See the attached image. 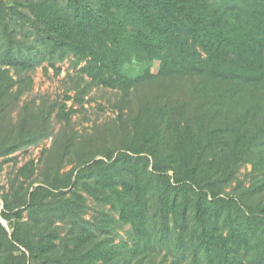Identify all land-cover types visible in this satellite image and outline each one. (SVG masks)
Instances as JSON below:
<instances>
[{"label": "trees", "instance_id": "obj_1", "mask_svg": "<svg viewBox=\"0 0 264 264\" xmlns=\"http://www.w3.org/2000/svg\"><path fill=\"white\" fill-rule=\"evenodd\" d=\"M21 19L32 35L18 36L13 27ZM69 55L86 61L82 71L93 84L119 89L132 112L137 105L132 127H120L131 137L116 148L105 141L102 152L82 150L89 153L75 174L57 172L31 190L21 176L32 170L19 168L10 182L18 199H0L11 229L0 220V264H131L152 247L151 196L164 235L174 218L182 238L193 211L191 264L241 263L240 250L259 229L264 248V203L244 204L264 191V0L0 2V156L48 133V119L33 131L30 115L17 132L4 128L7 107L23 94L27 77L32 83L27 73ZM70 144L63 145L66 154ZM245 161L261 176L241 194L221 195ZM84 192L131 225L132 247L97 240L95 231L112 218L101 211L103 222L87 221ZM66 220L72 225L62 234L56 223Z\"/></svg>", "mask_w": 264, "mask_h": 264}, {"label": "rangeland", "instance_id": "obj_2", "mask_svg": "<svg viewBox=\"0 0 264 264\" xmlns=\"http://www.w3.org/2000/svg\"><path fill=\"white\" fill-rule=\"evenodd\" d=\"M2 1L13 2V0H0V2ZM22 23H24L23 19L19 26L13 27L18 32V36L32 35L33 28L30 27V24ZM85 65L86 61H80L78 57L69 55L62 60L44 61L29 74H26L30 75L32 83L27 77L21 87L24 89L23 94L7 107V124L4 128L17 132L21 117L28 115L31 118L28 123L31 130H38L44 118L48 119L47 123L50 128L44 137L38 138L27 147L9 155L0 156V199L7 193L10 194L13 201L18 199L19 194L12 193L10 182L22 166L27 165L32 170L27 178L21 176L24 188L30 186L31 190L39 181L48 179L49 175H54L57 172H60L61 177L76 169L75 174L80 167V162L88 156L86 153H89H83L82 150L90 149L94 152H102L101 150L106 147L105 141L106 144L109 143L116 148L131 137L127 131H121L120 127L122 124L132 127L130 116L137 111V105L133 103L132 112L130 105L122 103L119 89L93 84L87 73L82 71ZM158 69L159 62H155L153 71L157 73ZM12 74L17 78L15 70H12ZM178 91L174 90V93L177 94ZM66 142H71L67 154L63 150V145ZM257 176H261V174L254 168L252 162H242L235 178L223 186L221 195H224V192L234 195L241 194L245 187L257 179ZM84 194L87 198V208L83 217L87 221L91 223L103 222L101 211L107 212L112 218L106 230L95 231L97 240L109 237V241L114 244L127 242L128 246L132 247L131 225L120 221L119 214L112 210L111 205L99 203L88 193L84 192ZM188 195L195 196V191H190ZM182 197L183 194L180 193L178 198ZM259 202L264 203V191L260 195L246 199L244 204L254 207ZM157 203L158 201H153L151 196L149 220L150 228L155 234L152 247L138 259L134 257L131 264H135L136 260H141L143 264H155L162 261L169 262L174 258L182 260L183 264H191L195 257V240L192 235V229L195 228L193 211L189 212L188 225L182 238L180 236L182 229L174 218L170 222L171 232L164 235L160 231L161 219ZM24 216L29 218L27 209ZM0 220L11 233L8 222L1 217V208ZM217 223L227 232L222 218L217 220ZM56 224H61L62 234H66L72 225L68 220L58 221ZM258 234H260V229L240 250L238 260L241 263L239 264H264V258L260 257L264 248L259 242ZM199 256L200 260L206 263L203 250Z\"/></svg>", "mask_w": 264, "mask_h": 264}]
</instances>
